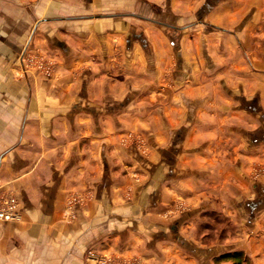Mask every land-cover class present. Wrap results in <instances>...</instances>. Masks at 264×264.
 Instances as JSON below:
<instances>
[{
  "label": "crops",
  "instance_id": "0c3cea01",
  "mask_svg": "<svg viewBox=\"0 0 264 264\" xmlns=\"http://www.w3.org/2000/svg\"><path fill=\"white\" fill-rule=\"evenodd\" d=\"M0 58V264H264V0H0Z\"/></svg>",
  "mask_w": 264,
  "mask_h": 264
},
{
  "label": "built area",
  "instance_id": "2783aa9c",
  "mask_svg": "<svg viewBox=\"0 0 264 264\" xmlns=\"http://www.w3.org/2000/svg\"><path fill=\"white\" fill-rule=\"evenodd\" d=\"M31 61L34 59H30ZM30 67H36L46 77L52 74V63L40 58L33 64L30 63ZM129 140L133 141L134 144L142 145V141L136 137H129ZM21 219L20 212L18 211V202L15 196L11 193L0 191V220L1 221H19ZM87 257L92 260L94 264H113V259L100 255L95 252H87Z\"/></svg>",
  "mask_w": 264,
  "mask_h": 264
},
{
  "label": "rangeland",
  "instance_id": "374dc122",
  "mask_svg": "<svg viewBox=\"0 0 264 264\" xmlns=\"http://www.w3.org/2000/svg\"><path fill=\"white\" fill-rule=\"evenodd\" d=\"M20 55H21L20 56L21 57L20 64L22 65V68H24L25 66L30 67L29 66L30 63L33 64L36 60H40V58H42V56H40L39 54H33L32 51H29L27 45L25 48H23L22 52H20ZM15 58L17 59V56H15ZM16 59H15V61H16ZM30 59H34V60L31 61ZM42 59H44V58H42ZM2 62H3V60H1V58H0V63L2 64ZM17 62H16V64H18ZM19 74L22 76L23 73H19ZM260 168H261L260 169L261 175H264V164H262V166H260ZM256 170H259V167H257Z\"/></svg>",
  "mask_w": 264,
  "mask_h": 264
},
{
  "label": "trees",
  "instance_id": "16d2710c",
  "mask_svg": "<svg viewBox=\"0 0 264 264\" xmlns=\"http://www.w3.org/2000/svg\"><path fill=\"white\" fill-rule=\"evenodd\" d=\"M236 255V254H235ZM233 264H240L239 262L233 263Z\"/></svg>",
  "mask_w": 264,
  "mask_h": 264
}]
</instances>
